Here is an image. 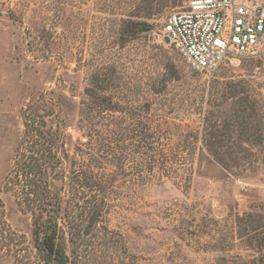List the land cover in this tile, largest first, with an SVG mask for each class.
<instances>
[{
  "label": "rangeland",
  "instance_id": "obj_1",
  "mask_svg": "<svg viewBox=\"0 0 264 264\" xmlns=\"http://www.w3.org/2000/svg\"><path fill=\"white\" fill-rule=\"evenodd\" d=\"M155 1L0 0V264L37 261L31 219L3 188L24 131L21 110L59 112L72 154L85 141L81 103L96 72L113 74L115 87L106 92L122 98L143 88L139 104L150 101L160 124L154 148L171 162L165 173L152 170L148 149L123 144L117 201L69 247L71 264H241L253 255L238 238L235 218L264 203V167L242 176L226 172L203 145L201 129L204 116L227 122L246 93L257 104L254 122L264 137V52L225 61L212 76L196 72L162 36L164 19L186 0L176 7ZM150 12H159L148 20L152 29L123 43L122 21ZM170 75L176 80L169 82ZM145 83L159 94L150 96ZM118 119L133 126L137 117ZM259 152L264 156V146Z\"/></svg>",
  "mask_w": 264,
  "mask_h": 264
},
{
  "label": "trees",
  "instance_id": "obj_2",
  "mask_svg": "<svg viewBox=\"0 0 264 264\" xmlns=\"http://www.w3.org/2000/svg\"><path fill=\"white\" fill-rule=\"evenodd\" d=\"M170 2L172 7L179 3L168 0V6ZM155 3L162 2L156 0ZM158 13L150 12L143 19L123 20L121 41L124 43L138 33L150 31L152 24L148 20ZM111 76L96 72L89 78L80 110L83 124L80 129L85 141L78 143L72 154L64 147L65 124L59 112L54 114L42 109L40 113L39 106L21 110L24 131L3 188L31 219L35 264H71L69 247L81 242L106 218L119 196V170L125 142L133 146L135 143L136 151L148 149L153 155L148 164L152 170L165 173L171 162L154 148L160 124L155 115H150V101L144 99V103L139 104L143 88L136 86L134 94L129 90L126 98H122L106 92L107 86L115 87L113 74ZM173 80L176 78L170 75L168 81ZM145 85L150 96L159 94ZM245 95L238 98L239 106L230 110L227 122L214 115L204 116L201 129L203 145L214 162L238 176L264 167V156L261 152L256 154L264 146L263 130L254 122L259 119V111L257 104ZM119 113L131 119L136 116L133 126H122ZM51 116L54 121L49 120ZM158 155L161 159L156 158ZM235 225L240 229L238 238L243 246L253 253L241 264H264V203L236 215Z\"/></svg>",
  "mask_w": 264,
  "mask_h": 264
},
{
  "label": "built area",
  "instance_id": "obj_3",
  "mask_svg": "<svg viewBox=\"0 0 264 264\" xmlns=\"http://www.w3.org/2000/svg\"><path fill=\"white\" fill-rule=\"evenodd\" d=\"M163 38L196 72L264 52V5L257 0H186L163 21Z\"/></svg>",
  "mask_w": 264,
  "mask_h": 264
},
{
  "label": "water",
  "instance_id": "obj_4",
  "mask_svg": "<svg viewBox=\"0 0 264 264\" xmlns=\"http://www.w3.org/2000/svg\"><path fill=\"white\" fill-rule=\"evenodd\" d=\"M164 42H165L166 44H168V43H169V40H168V38H167V37H165V38H164Z\"/></svg>",
  "mask_w": 264,
  "mask_h": 264
}]
</instances>
